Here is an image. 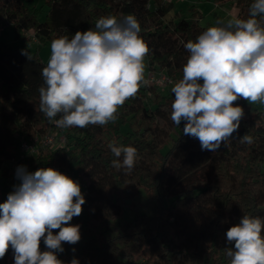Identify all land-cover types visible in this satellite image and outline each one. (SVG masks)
Here are the masks:
<instances>
[{
  "label": "trees",
  "instance_id": "trees-1",
  "mask_svg": "<svg viewBox=\"0 0 264 264\" xmlns=\"http://www.w3.org/2000/svg\"><path fill=\"white\" fill-rule=\"evenodd\" d=\"M43 1L48 9L39 21L35 0H0V18L12 24L22 40L17 47L0 43V203L20 183L19 166L35 172L59 165L73 175L82 172L87 181L81 188L86 201L82 213L69 222L81 226V239L62 245L64 251L57 258L64 264L73 258L80 264H134L139 259L148 264H230L225 249L234 242H227V230L243 215L264 219V103L254 105L242 98L234 102L244 116L239 129L216 152L202 151L197 138L183 134L185 122L176 126L170 119L175 98L171 88L183 78L189 56L184 44L195 42L210 26L199 23L200 13L193 7L191 16L165 22L170 2L162 0ZM226 1L238 6L236 18H249L254 0H216ZM129 14L141 25L149 70L164 72L173 83L161 91L142 85L118 108L115 121L103 126L61 128L50 123L39 110L38 92L47 63L38 50H28L32 61L21 54L31 42L24 32L31 31L37 45L51 44L61 36L95 29L100 17ZM60 128L64 145L18 160L22 138ZM245 134L251 144L240 141ZM167 143L170 146L162 150ZM110 144L137 149L130 174L112 166ZM140 192L153 200L149 214L132 202ZM126 207L133 217L113 227L112 233L103 231L123 219ZM40 249L47 250L43 239ZM13 254L10 247L0 264H8Z\"/></svg>",
  "mask_w": 264,
  "mask_h": 264
},
{
  "label": "clouds",
  "instance_id": "clouds-1",
  "mask_svg": "<svg viewBox=\"0 0 264 264\" xmlns=\"http://www.w3.org/2000/svg\"><path fill=\"white\" fill-rule=\"evenodd\" d=\"M257 17L264 21V0H254L249 18L217 21L184 44L189 56L183 78L171 88L170 119L176 126L184 121L183 134L197 138L202 151H218L239 129L244 110L234 106L238 98L264 103V26ZM140 32L134 15H109L98 18L95 29L54 39L38 89L39 110L49 122L84 128L115 121L118 108L150 83L144 63L149 48ZM21 54L33 60L27 49ZM240 141L251 144L252 138L245 134ZM109 147L112 166L130 174L137 149ZM16 177L20 183L0 203V259L11 247L14 264H64L57 258L62 245L81 239V226L69 223L86 203L81 186L53 168L29 172L21 165ZM262 229L264 219L243 215L227 230V242H234L225 249L230 264H264ZM42 239L46 251L40 249Z\"/></svg>",
  "mask_w": 264,
  "mask_h": 264
},
{
  "label": "rangeland",
  "instance_id": "rangeland-1",
  "mask_svg": "<svg viewBox=\"0 0 264 264\" xmlns=\"http://www.w3.org/2000/svg\"><path fill=\"white\" fill-rule=\"evenodd\" d=\"M36 5L39 8V12L37 15V18L39 21L44 20L45 15L47 13L48 5L44 3L43 0H35ZM170 4V11L163 17V20L165 22L169 20H176L180 17H189L191 16V10L190 8L193 7L195 10H197L200 13L199 23L201 25L205 26H216L217 21H224L226 22L230 18H236L238 14V6L234 3V1H226L222 4H218L216 0H172ZM3 21V18H0V22ZM25 36L30 38V45L26 47L27 50L30 52H35L38 50V55L41 57V59L47 63L50 59L51 55V44L45 43L41 45H37L36 39L33 37L31 31H25ZM0 43L17 47L22 44V40L18 37H16L15 28L12 24H6L4 27V30L0 32ZM145 63V78L150 81L148 84L155 90H166L169 86L159 87L155 84V81L153 80L155 73L153 71L149 70L147 66V58L144 59ZM157 72V71H156ZM260 102L254 103V105H258ZM253 104V103H252ZM159 123H161V120H158ZM124 132V130H123ZM57 145V144H55ZM170 146V143H167L162 150H166ZM57 167L60 168L61 173L65 175H69L72 177V172L68 170V168L59 166V165H53L52 168ZM75 181L78 183L80 182H87L85 176H83L82 172H76V175L73 176ZM72 177V178H73ZM133 204L136 209H138L141 212L144 213H151V208L153 205V200L149 198L146 194L143 192H140L136 198L133 199ZM133 217V212L131 208L126 207L124 216L122 220H114L111 222L110 227L103 230L106 233H112L113 227L119 225V223L125 219H131ZM10 259V258H9ZM8 259V262H9Z\"/></svg>",
  "mask_w": 264,
  "mask_h": 264
},
{
  "label": "built area",
  "instance_id": "built-area-1",
  "mask_svg": "<svg viewBox=\"0 0 264 264\" xmlns=\"http://www.w3.org/2000/svg\"><path fill=\"white\" fill-rule=\"evenodd\" d=\"M163 2H172V0H162ZM8 24L6 21L0 22V32L4 30L5 25ZM35 38V36H33ZM36 39V38H35ZM155 76L153 80L158 87L169 86L173 83V78L169 75L165 74L162 71H153ZM65 137L62 133V129L57 130H48L43 134H32L26 138H22L19 143V156L18 160H25L27 157L37 154L40 150H44L46 148L55 147L58 145H64ZM57 144V145H55ZM16 169V165L14 166V170ZM60 171V168L54 167ZM61 172V171H60ZM69 176V175H68ZM72 173V177H73ZM72 178L71 176H69ZM72 179H75L74 177ZM79 185L82 189L85 187V183L80 182ZM8 264H14V254L10 257ZM134 264H148L144 259H139Z\"/></svg>",
  "mask_w": 264,
  "mask_h": 264
},
{
  "label": "crops",
  "instance_id": "crops-1",
  "mask_svg": "<svg viewBox=\"0 0 264 264\" xmlns=\"http://www.w3.org/2000/svg\"><path fill=\"white\" fill-rule=\"evenodd\" d=\"M183 1H185V0H183Z\"/></svg>",
  "mask_w": 264,
  "mask_h": 264
}]
</instances>
